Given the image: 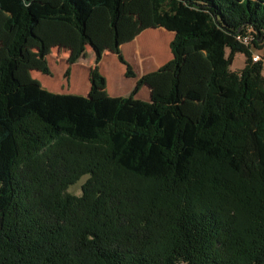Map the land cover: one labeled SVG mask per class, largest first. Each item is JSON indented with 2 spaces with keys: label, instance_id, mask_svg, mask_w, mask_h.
Returning a JSON list of instances; mask_svg holds the SVG:
<instances>
[{
  "label": "trees",
  "instance_id": "obj_1",
  "mask_svg": "<svg viewBox=\"0 0 264 264\" xmlns=\"http://www.w3.org/2000/svg\"><path fill=\"white\" fill-rule=\"evenodd\" d=\"M147 27L173 32L171 58L109 95L101 52L136 77L121 45ZM246 33L264 41V0H0V264H264V76ZM56 46L67 81L93 49L85 95L20 77L33 55L50 75Z\"/></svg>",
  "mask_w": 264,
  "mask_h": 264
},
{
  "label": "rangeland",
  "instance_id": "obj_2",
  "mask_svg": "<svg viewBox=\"0 0 264 264\" xmlns=\"http://www.w3.org/2000/svg\"><path fill=\"white\" fill-rule=\"evenodd\" d=\"M49 30L50 31L46 33V38H45L47 47H50V40L52 39L51 33H53L55 37L56 36L59 37L57 30L55 29H49ZM155 31H156V27L144 28L140 32L137 38L130 39L127 42L123 43L121 45L123 55H125L126 57L128 53L132 55L133 48L137 44L142 49H148L147 52H150L151 56L153 54L156 55L158 51V48H157L158 43H160L164 49V52L163 53L160 52L163 55H162V58L158 60V62L167 61L171 57V54H170L168 44L165 43L166 38L164 36L159 35ZM247 46L252 56L253 54L259 55L260 58L256 62L261 63L262 74L264 76V41H259L256 43V45L251 42ZM86 52H87L86 57L80 58L78 60L79 62L77 61L78 65L76 64V66H74V69H73V65L70 66V74L68 76V81L63 76L64 71L67 67L68 52L64 49H61V47H57V46L54 48H51V51L49 52L47 56L48 66L51 71L50 75H43L36 69L35 56L33 55L29 68L26 71H22L20 73V77L26 76L28 78H31L37 81L40 85H42L44 88H46L49 91L64 92V93L65 92L78 93L76 92L78 89L80 90L83 89L82 88L83 81L86 80L88 82L87 77L85 78L86 68L89 66L88 64L92 65L94 63L93 49L91 47H87ZM101 58H102V62H101V65H99V71L102 74H104V76L107 79V90H109V88L114 87L117 91L120 92V95H123V96L127 95L132 87V83H131L132 81L128 77L124 76V66L118 62L114 54H112L111 52L107 50H104L103 52H101ZM81 59H83V61H81ZM244 62H245V56L242 53H237L233 59L230 69L233 71H238L244 66ZM148 66L150 67V69H154V70L156 69L155 68L156 66L153 65L152 63H150ZM72 69H73V72H72ZM83 70H84V73H83ZM144 90L145 91H143L142 89L140 90L142 95H144L145 92H147V89H144ZM83 93L84 92H81V94ZM86 179H87L86 175L79 177L75 182H73L72 184H69L65 188L64 190L65 193H68L74 196L81 195L82 185L84 184Z\"/></svg>",
  "mask_w": 264,
  "mask_h": 264
},
{
  "label": "crops",
  "instance_id": "obj_3",
  "mask_svg": "<svg viewBox=\"0 0 264 264\" xmlns=\"http://www.w3.org/2000/svg\"><path fill=\"white\" fill-rule=\"evenodd\" d=\"M156 33H158L159 35H161V36H164L166 39H165V43H167L168 44V47H169V42H170V40L172 39V37H173V32H170V31H167V30H165V29H163V28H161V27H157L156 28V31H155ZM140 34V33H139ZM138 34V35H139ZM142 34V33H141ZM138 35L135 37V38H137L138 37ZM135 38H133V39H135ZM159 45H161L160 43H158V47H159ZM157 47V48H158ZM122 48V47H121ZM122 50V49H121ZM133 53H132V55L131 54H129L128 53V55H127V57L124 55V57H126L127 58V61L131 64V66H132V68H133V71H134V73H135V75H136V77H133V78H129L132 82V87H131V89L133 88V86L135 85V82H136V79L139 77V76H141V75H143V74H145V73H147V72H149V71H152V70H154V69H150V67L148 66L150 63H152L153 65H155L156 67L155 68H158L160 65H162L163 63H165V62H163V61H161V62H158V60H160L161 58H162V53L164 52V49H163V47H162V45L160 46V48L158 49V53L156 54V55H150L151 53L150 52H145L144 51V49H142L141 47H139L138 48V44L137 45H135V47L133 48ZM160 52H162V53H160ZM171 54V53H170ZM125 58V59H126ZM169 58V57H168ZM171 58V57H170ZM169 58V59H170ZM168 59V60H169ZM81 61H83V59H81ZM79 62V61H78ZM78 62H76V63H74L73 64V69H74V66H76V64L78 63ZM101 62H102V58H101V60H100V62H99V64L98 65H101ZM78 65V64H77ZM89 66L86 68V73H85V78L87 77V79H88V72H89V70H90V68H91V66L93 65H90V64H88ZM144 67H146V68H144ZM73 69H72V72H73ZM85 70V69H84ZM84 70H83V73H84ZM124 71H125V67H124ZM104 75V74H103ZM125 76V75H124ZM84 77V76H83ZM81 79H82V77H81ZM107 80V79H106ZM88 83V84H87ZM82 88L83 89H78L76 92H78L80 95H85L86 93H87V91H88V89H89V82H87L86 80L85 81H83V86H82ZM131 89H130V91H131ZM143 90V91H145L144 89H147V92H145V94L144 95H142V93L140 92V90ZM140 90H139V92L136 94V97L137 98H139V99H142V100H149L150 99V89L148 88V87H146V86H144V88L142 87ZM129 91V92H130ZM81 92H84L83 94H81ZM107 92H109L108 94L109 95H111V96H123V95H120V92L119 91H117L114 87L113 88H109V90H107ZM126 92V91H125ZM72 93V92H71ZM78 93H73V94H78Z\"/></svg>",
  "mask_w": 264,
  "mask_h": 264
},
{
  "label": "built area",
  "instance_id": "obj_4",
  "mask_svg": "<svg viewBox=\"0 0 264 264\" xmlns=\"http://www.w3.org/2000/svg\"><path fill=\"white\" fill-rule=\"evenodd\" d=\"M238 39H239L242 43H244V44H246V45H249V44L252 42L253 37H252V35H251L250 33H246V34H244L243 36L238 37ZM259 58H260V57H259L258 54H253V56L251 55V59H252V61H254V62L258 61Z\"/></svg>",
  "mask_w": 264,
  "mask_h": 264
}]
</instances>
